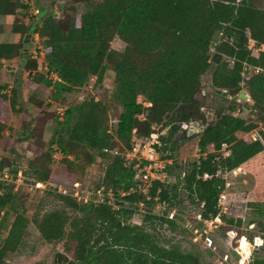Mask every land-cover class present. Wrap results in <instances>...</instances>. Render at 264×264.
Listing matches in <instances>:
<instances>
[{"label":"trees","instance_id":"obj_1","mask_svg":"<svg viewBox=\"0 0 264 264\" xmlns=\"http://www.w3.org/2000/svg\"><path fill=\"white\" fill-rule=\"evenodd\" d=\"M77 4H84L85 10L72 17L69 11ZM59 7L61 16L52 11L38 21L25 0H0V18L20 16L8 30L17 39L0 42V69L3 60L19 62L12 85L0 81V143L10 137L5 133L14 131L11 116L21 119L18 139L0 148L2 153L8 150L6 156L0 154V173L20 174L26 187L46 184L28 217L13 203V183L0 179V264L18 250L30 223L43 242L61 244L67 256L64 262L31 264H217L224 255L208 262L206 252L211 248L195 240V228L184 221L186 213L196 210L200 225L217 215L231 225L227 208L223 211L219 205L225 188L222 174L264 150V130H257L256 140L238 137L237 132H248L255 124L233 114L238 108L234 97L245 88L252 100L249 108L264 119V49L255 54L247 48L249 38L264 45V0H74ZM35 23L44 55L36 49L37 56L29 53L25 59L19 56L29 45L23 39ZM4 31L0 19V33ZM113 38L124 43L121 51L110 47ZM214 52L221 54L219 62L211 60ZM107 68L114 73V84L104 100L78 92L92 76L93 84L100 82ZM23 71L29 78L26 89H31L25 102L19 80ZM51 73L52 81L46 76ZM206 75L221 99L214 107L206 100ZM41 87H50L47 97L64 105L68 94L78 92L75 102L65 105L61 120L55 113L49 115L50 104L38 94ZM115 103L121 111L109 122L107 110ZM207 111L212 112L211 119ZM49 120L55 127L45 140ZM190 122L206 124V129L188 135L182 125ZM155 125L167 128L156 145L166 178L154 180L146 195L129 191L136 170L112 150L130 148L132 138L148 137ZM190 140L196 141L201 155L178 161L176 144ZM19 142L28 143L31 150V156L22 159L23 166L14 149ZM209 145L214 151L207 150ZM224 146L226 154L220 152ZM96 157L103 174L93 188L75 194L51 185L66 183L72 174H85ZM99 188L113 191L115 208L93 201ZM161 203L166 204L162 213L155 209ZM251 224L259 234L245 236L246 243L262 256L264 223ZM210 234L225 243L232 241L222 226ZM220 264L231 263L227 257Z\"/></svg>","mask_w":264,"mask_h":264},{"label":"rangeland","instance_id":"obj_2","mask_svg":"<svg viewBox=\"0 0 264 264\" xmlns=\"http://www.w3.org/2000/svg\"><path fill=\"white\" fill-rule=\"evenodd\" d=\"M74 0H72L70 3H73ZM54 6V5H53ZM52 10H55L57 13V16L62 15V8L56 5L55 7H52ZM85 10L84 4H77L75 7V10L73 12L69 11L70 16L75 17L76 15L81 14ZM10 25L5 26L4 33L8 32ZM34 33V32H33ZM32 33V35H33ZM6 35V34H5ZM31 35V37H32ZM36 36L37 34L34 33L33 40L28 41L27 46L28 51L33 54V56H37L36 49L37 46L40 44L37 41ZM30 37V38H31ZM1 38H6L4 34H0V40ZM26 47V46H25ZM110 47L114 50L121 51L124 47V43L119 38H113L110 42ZM23 48V47H22ZM22 50V49H21ZM255 54L257 52L252 51ZM3 66L0 69V81L3 83H6L8 85H11L14 80V77L16 75V69L19 67L18 59L15 61H5L2 63ZM252 72H249L248 70V76L251 75ZM53 77H49V74L46 75L49 80L55 79V74L51 73ZM20 75V74H19ZM20 77V76H19ZM28 74L26 71H23L21 74V85H26V82L28 81ZM94 77L92 76L90 80H93ZM113 80H114V73L111 69L107 68L103 72L102 79L97 84H92L91 88H87V86H83L78 92H81L87 96H93L95 100H104L107 96V93L110 92V89L113 86ZM94 81H92L93 83ZM91 83V81H90ZM203 87L206 95L207 103L214 107L217 102H219L221 99L219 96L215 95L213 92V89L210 87L209 84V75H206L203 77ZM26 89V86H25ZM31 90L30 88H28ZM26 89V90H28ZM42 89V91H41ZM45 87H41L38 89V94L44 98L46 95L48 96L47 90H44ZM245 89V88H242ZM22 90V86H21ZM246 90V89H245ZM78 92L74 91L67 95L68 97V103L75 102L76 96ZM248 94V92H247ZM249 95V94H248ZM46 99H51L49 97H46ZM233 99V98H232ZM236 104V108L238 107L239 110V116L242 118H247L248 120L252 121L255 124V127L258 128H264V119L259 120L260 116L263 114L258 113L254 109H250L249 107L252 104V100L239 98L238 96L234 97ZM142 100L141 96L137 97V101L140 102ZM48 101V100H47ZM25 102V101H24ZM50 110L49 115L55 113V117H57L56 114V108H63L65 110L67 104H59L57 102H50ZM145 105H148V103H144ZM33 109V108H32ZM209 110V109H208ZM236 110V109H235ZM36 113V110H32ZM121 111L120 105L117 103L111 105L109 109L107 110L108 120L109 122L114 121L117 116L119 115ZM207 114H210V119L213 117L211 111H207ZM58 119V118H56ZM10 125L13 128L12 134L5 133V136H10L9 138H4L3 141L0 143V148L2 146H5L6 148L9 147V145L12 143V141L18 139L19 131L21 130V119L20 115L13 114L10 119ZM201 126V125H200ZM55 124L52 120H49L45 130H44V139L48 140L54 130ZM155 128L160 130L161 133H165L166 129L165 127H162L160 125H155ZM134 133V130L132 131ZM180 135V132L175 135L172 140H175L177 136ZM133 136V135H132ZM238 137H243L247 140L248 137L244 135L243 132H237ZM15 142V141H14ZM195 140L190 141H184V142H178L175 146V157L178 161L181 160H194L197 159L201 154L196 147ZM26 142H19L17 146H15V150L17 151V155L21 157L20 164L23 166L24 162L22 159L29 158L31 156V150L29 149L30 145H27ZM207 150L212 152L214 151L213 146L209 145L207 147ZM8 151V150H7ZM6 149L2 153L0 150V154L6 156L7 153ZM221 153L226 154V146H224L221 151ZM205 155V154H203ZM60 155H57L59 158ZM100 158L96 157L95 162H93L86 170L85 174H72L71 180H68L66 183L62 184H56L51 183L52 186H55V188L64 193H76L81 194V191H85L89 188H93L95 182L99 179V177L103 174V172L100 169ZM241 167V166H240ZM239 167V168H240ZM239 168L234 169L232 171L223 172L222 176L225 179V188H224V195L225 198L223 199L222 206L226 209V218L229 220H233V223L231 225L226 224L224 221L220 220V222H216L213 225L208 226L210 233H213V235L219 230L220 226L225 228V230L229 231V233L232 234V241L230 243H225L222 238L215 237L213 238V247L206 252V257L208 262L216 261L217 258L220 259L222 255H227L228 261L231 264H238V260L243 257V260L245 262H249L251 260V256L247 253L242 256V254L237 250V248L241 245L240 244V238L241 236L249 237L253 234H259L257 231V227H254V223L249 226L250 221L254 220L256 222H263L264 223V150L259 152L258 154L254 155L250 159H248L245 163L242 165V170ZM18 188L13 190L15 193L14 198V205L16 207H20V209L25 210V214L28 217H31L34 210L40 203V200L43 196V193H41L40 189H44L46 187L45 183H41V186H39V190L34 187H26L23 184H20L17 186ZM253 192V193H251ZM251 193V194H250ZM47 200V199H46ZM52 200V199H48ZM254 203L256 204V207L252 206H246V204ZM155 209L157 212L162 211L163 209H160L155 206ZM184 224H188L189 227L195 228L194 230H199L200 228L207 229V226L198 224L196 222V219L199 215L197 214L196 210H192L189 213H186ZM240 220V223L237 224L236 222ZM253 226V227H252ZM246 245H249L246 243ZM57 252H63L62 245H56L53 246L52 244H48L43 242L34 226L30 223L28 224V230L27 234L23 238L20 247L15 253L9 254L6 258V264H31L36 260L45 261L47 263H50L53 261V259L57 260L56 253ZM253 256H261L257 255L254 252L252 253ZM58 261V260H57ZM217 264H220L219 261H216Z\"/></svg>","mask_w":264,"mask_h":264},{"label":"built area","instance_id":"obj_3","mask_svg":"<svg viewBox=\"0 0 264 264\" xmlns=\"http://www.w3.org/2000/svg\"><path fill=\"white\" fill-rule=\"evenodd\" d=\"M36 39L38 41V36H36ZM37 48L39 49V56L42 57L44 55V52L42 51L41 44L37 46ZM247 48L251 51L258 52L259 50L264 49V45H257L253 39L249 38L247 40ZM244 70L247 71L248 67L245 66ZM255 71H258V69L256 68ZM90 81L91 83L89 82V84L87 85V88L92 87V84H93L92 81H94V79ZM240 84L243 85V81ZM239 110L240 109L237 108L233 112V114L239 115ZM56 114H57V118L61 120L64 114L63 108H60V107L56 108ZM188 125L189 124H183L182 127L187 128ZM153 129H154L153 132H151L148 137L132 138V145L130 148H126L125 150H117V149L112 150L113 153L120 155V157L124 160L125 165L132 164L133 168H135L136 170L135 175H134L135 185L130 187L129 191H137L144 195L148 194L149 188L152 185L154 180L156 179L164 180L166 178V174L162 169L164 160L160 158V155L156 149V145L160 143L159 136L161 132H159L158 129L155 128V126H153ZM258 129L264 130V128L255 127L251 129L250 131L245 132L244 135L247 136L249 140H256L259 138V135L257 132ZM57 155H60L59 156L60 158L61 154L58 152L54 154V158L58 160L59 158L57 157ZM204 176H207V174H204ZM0 179L12 182L15 190L18 188L17 186H19L20 184H23V178L21 177L20 174L13 176L12 174L3 172V173H0ZM41 183L42 182H36L34 185H30V187L35 186L36 188H38L39 186H41ZM75 194H77V192ZM123 194L124 193L122 192L121 195ZM87 196L88 195H86L85 198ZM224 198H225V195H224V192H222L219 196V205H222ZM93 201L96 203L106 202L107 204L112 205L114 208L116 207V204L113 201V191L110 188L106 191L104 190V188L97 189L96 195ZM165 206H166L165 203L156 205L157 209L158 208L164 209ZM223 211H225V207H223ZM159 212L162 213V211H159ZM216 222H220L219 215L215 216L213 219L204 220L203 223L205 226H207V229H204V231L194 230L195 240L201 242L204 246L208 248H212L213 238L210 234V230L208 226L213 225ZM240 244H241L240 246H242L245 249V246H246L245 236H241ZM226 259H227V255H224L222 256L219 262L221 263L222 261ZM238 264H251V262L249 260V262L247 263L243 260V257H241L238 260Z\"/></svg>","mask_w":264,"mask_h":264},{"label":"water","instance_id":"obj_4","mask_svg":"<svg viewBox=\"0 0 264 264\" xmlns=\"http://www.w3.org/2000/svg\"><path fill=\"white\" fill-rule=\"evenodd\" d=\"M72 0H46L45 2L41 3V7L38 11V16H37V20L39 21L41 18L46 16L47 11L50 9V7H52L53 5H63V4H67L70 3ZM54 16H57V13H54ZM37 26V23H35L34 27L31 28L30 32L25 34V37L23 39L24 43H28L32 33L35 31V27ZM20 57L23 58H28L29 57V51L27 47H23L21 52H20ZM221 54L218 52H214L211 60L215 61V62H219L221 60ZM226 90L222 91V94H225ZM230 96V95H228ZM239 97L240 98H244L249 100L250 97L247 94V91L245 89H241L240 93H239ZM208 118H210V114H208ZM206 129V124L203 125V127L200 126L199 122H191L189 123V125L187 126L186 130H187V134L191 135L194 133H199L201 131H204ZM255 242H257V239H255ZM237 250L242 254L245 255V249L242 246H239L237 248ZM247 254L251 256V264H264V255L262 256H253V246L252 245H247ZM57 256V260L58 262H64L67 259V256L65 253L63 252H57L56 253Z\"/></svg>","mask_w":264,"mask_h":264},{"label":"crops","instance_id":"obj_5","mask_svg":"<svg viewBox=\"0 0 264 264\" xmlns=\"http://www.w3.org/2000/svg\"><path fill=\"white\" fill-rule=\"evenodd\" d=\"M25 2L27 3V4H29L30 5V7H31V9H32V11H31V13L33 14V15H36V19H37V16H38V11H39V9H40V7H41V3H42V0H25ZM52 7H55L56 8V5H54V6H52ZM52 7H50V9L47 11V13L46 14H48V13H50V12H52V11H54V12H56L55 10H52L53 8ZM15 17H20L19 15H16V16H2L0 19H1V23H2V25H3V27H4V29H5V26L8 24V25H11L12 24V22H13V20L15 19ZM0 34H4V36L6 37V38H1V40H0V42H7V41H10V40H16L17 39V35H11V33L10 32H6V33H4V32H2V33H0ZM6 34V35H5ZM30 53V52H29ZM15 60H17V58H14V59H12L11 61H15ZM3 62H5L4 60H3ZM49 77L51 78V77H53L52 76V74H50L49 75ZM12 85V84H11ZM11 85H9V87L11 86ZM44 90H47V92L49 93V90H50V87H45V89ZM41 91H42V89H41ZM21 92H22V97H23V101H26L27 100V97H28V90H26L25 89V87L24 86H22V90H21ZM46 97H47V95H46ZM48 101H50V102H54L52 99H47ZM31 108H33L32 107V105H31ZM243 165V164H242ZM242 165H241V167L239 168L240 170H242L243 168H242ZM251 193H253V192H251ZM250 193V194H251Z\"/></svg>","mask_w":264,"mask_h":264},{"label":"bare ground","instance_id":"obj_6","mask_svg":"<svg viewBox=\"0 0 264 264\" xmlns=\"http://www.w3.org/2000/svg\"><path fill=\"white\" fill-rule=\"evenodd\" d=\"M247 251H248V250H247V245H246V246H245V252L247 253Z\"/></svg>","mask_w":264,"mask_h":264},{"label":"flooded vegetation","instance_id":"obj_7","mask_svg":"<svg viewBox=\"0 0 264 264\" xmlns=\"http://www.w3.org/2000/svg\"><path fill=\"white\" fill-rule=\"evenodd\" d=\"M46 0H42V2H45ZM64 5V4H63ZM59 6V5H58Z\"/></svg>","mask_w":264,"mask_h":264}]
</instances>
